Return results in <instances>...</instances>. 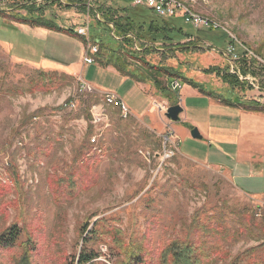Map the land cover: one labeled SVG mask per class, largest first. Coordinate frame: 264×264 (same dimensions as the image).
<instances>
[{
  "label": "rangeland",
  "instance_id": "374dc122",
  "mask_svg": "<svg viewBox=\"0 0 264 264\" xmlns=\"http://www.w3.org/2000/svg\"><path fill=\"white\" fill-rule=\"evenodd\" d=\"M54 1L0 3V233L16 222L23 228L24 220L25 231L36 229L42 257L50 249V262L43 264L64 260L73 264L84 237L80 227L89 222V231L94 221L103 218L111 220L126 242L144 234L153 238L154 248L174 239L198 242L196 254L203 264L244 263L246 254L264 239L262 231H250L246 223L252 218L264 228V165L246 176L241 186L225 170L203 164L209 145L188 137L186 124L169 122L161 110L178 105L180 90L170 87L176 80L162 79L163 92L129 78L123 82L124 76L105 67L104 48L117 51L114 59L124 60L126 70L144 73L129 55L151 66L172 68L181 78L200 85L203 93L213 92L224 109L237 103L264 114V0H181L218 30L194 29L174 18L177 29L193 37L190 43L159 42L155 52L142 55L143 45L136 43L140 54L134 55L131 46L114 41L112 30L90 14L88 38L99 52L95 64L85 66L81 59L87 41L74 36V31L85 23L86 13ZM93 1L96 8H109L126 6L131 0ZM150 14L146 10L144 18L154 19ZM32 18L73 36L49 31L60 41L51 36L47 41L45 34L23 22ZM64 58L72 61L63 62ZM62 62L66 67L54 65ZM216 68L228 77L210 73ZM230 76L237 86L228 84ZM178 80L185 98V85ZM81 81L118 96L133 116L123 118L117 108L105 105L98 92L82 93ZM186 100L187 122L203 132L208 114L207 107L202 112L200 106L205 102ZM70 103L73 108H64ZM100 115V122L94 123ZM218 117L220 123L232 124ZM170 134L177 152L164 159L162 153L169 146L165 137ZM212 160L217 161L211 156ZM219 225L228 238H222L221 254L207 258ZM109 245L106 240L92 247L98 257L99 247H106V259L116 264Z\"/></svg>",
  "mask_w": 264,
  "mask_h": 264
},
{
  "label": "trees",
  "instance_id": "16d2710c",
  "mask_svg": "<svg viewBox=\"0 0 264 264\" xmlns=\"http://www.w3.org/2000/svg\"><path fill=\"white\" fill-rule=\"evenodd\" d=\"M54 2L59 4L61 1L55 0ZM131 2L132 0L125 2V4H128L123 7L111 6L109 8H96L97 6H95L94 11L100 14L103 18L102 25H112L113 30L110 29L113 31L116 40L127 46H131L134 55L140 54L134 49L135 43L143 45L142 48H140L143 50L141 55L148 53L149 51L155 52L157 49L154 46L159 42L167 46L172 45L174 40H177V42L184 40L190 43V40L193 37L184 33L182 29H177L172 22L173 19L166 20L157 17L150 20L146 19L144 18L146 10L137 7L131 8ZM64 3L65 7L75 8L80 12H85L81 0H65ZM92 15L94 14L92 13ZM23 22H28L33 28H43L48 31H54L57 33L63 32L73 36L69 31H61L56 26L39 21L37 18H32L29 21ZM111 37L115 41L112 35ZM104 51L107 53V65L105 67L112 66L122 76L132 79L138 84L149 85L158 92H163L165 90L162 83L164 80L170 81L180 79L184 85H189L193 88L198 87V84L193 80L181 78L172 68H166L162 65L151 66L143 61V59H138L137 57H132L130 55L128 56L129 59L136 60L143 66L144 73L138 70H126L124 67V60L120 58L114 59V56L117 55V51H114L111 46L104 48ZM118 62H121L122 66L115 65L116 63L118 64ZM208 70H203L202 73L207 74L210 72ZM212 72L224 79L228 77V73L226 75H222V73L220 74L222 70L218 68L212 70L210 73ZM229 78L231 79L228 80ZM229 78L227 79L228 82H230L228 84H231V86H237V80L232 76ZM229 106L233 107V105ZM89 151L90 149H88V152ZM21 223L23 224V228L26 229L24 220H22ZM34 223L36 222L29 225V228ZM246 223H249L250 225L248 230H259L264 233V228L255 224L252 218L246 220ZM23 228L18 227L16 222V224H13L0 233V264H43L44 260L50 262V249L48 250L46 257H42V253L37 250L39 246V236L36 235V229L30 231L31 233H28ZM88 228L89 222H86L79 229L81 236L83 235L84 237H81V249L77 257L73 259V264H102V262L96 261L98 255L92 246H99L106 240L110 243L111 254L117 258L116 264H203L196 254L197 251L195 246L199 247L196 245L199 244L198 242L189 243L184 240L174 239L168 240L164 245L154 248L153 238L147 234H144L141 238L131 239L126 242L121 239L119 229H116L111 225V220L103 218L94 221L91 224L89 231H87ZM221 229L223 228L219 225L217 227L218 235H214V238L211 239L213 249L211 252H207V258L212 256L217 257L218 254L222 253L223 240L227 239L228 236L227 234L220 232ZM25 232L27 237L23 239ZM262 242L263 243L259 247L246 254V261L241 264H246L248 262V264H264V239ZM5 256L6 258L3 260V257ZM146 256L147 258H145ZM59 264L70 263L68 260H64V263Z\"/></svg>",
  "mask_w": 264,
  "mask_h": 264
},
{
  "label": "crops",
  "instance_id": "0c3cea01",
  "mask_svg": "<svg viewBox=\"0 0 264 264\" xmlns=\"http://www.w3.org/2000/svg\"><path fill=\"white\" fill-rule=\"evenodd\" d=\"M33 31L45 34L47 36V41L50 36L51 39L60 41L58 37L56 39L55 35L49 31L39 28H34ZM62 61H72V58H64V60ZM63 62L62 64L55 63L54 65H62L63 67H66V64H64ZM107 69L120 76V73H118L114 68L107 67ZM121 78L123 82L129 80L126 77ZM184 90L187 93V96H185V98L181 97L180 95L181 89L177 93L180 99L178 101V105L182 108V113L179 115V122L182 124H186L188 137H190V130L193 129V125L197 126V124L191 122L193 123V125L191 124L190 127V122H187L184 116V113L186 111L184 103L187 102L186 97L189 100H198L200 103L204 101V106H200V110L202 109V112L204 108L207 107V125L203 132L201 129V132H198L201 136V140L209 145L208 153L203 157L202 163H207V165L225 170L226 172L230 173L232 180L236 179L239 185L243 186L246 176L252 175L255 171H259L261 168L263 169L264 114H262L260 111L244 110V108H242L237 103L232 104L233 107L229 108V110H227V108L224 109V107L221 106L223 104L220 103L219 98L217 96L213 98V92L203 93L200 85H198L197 88H192L185 85ZM98 92L109 93L104 91ZM206 97L211 98V100L207 99L206 101ZM212 102H215L222 108L213 105ZM130 113L131 116H133L131 110ZM218 115L223 116V119H229L228 121H230L232 124L220 123L218 120ZM182 116H184L183 119ZM211 156L213 157V159H217V161L213 162L212 160V162H210ZM187 159L191 160L189 158ZM254 166L255 168H253ZM244 189L241 188L240 190L248 191Z\"/></svg>",
  "mask_w": 264,
  "mask_h": 264
},
{
  "label": "built area",
  "instance_id": "2783aa9c",
  "mask_svg": "<svg viewBox=\"0 0 264 264\" xmlns=\"http://www.w3.org/2000/svg\"><path fill=\"white\" fill-rule=\"evenodd\" d=\"M3 0H0V3ZM61 5L65 4L63 0H60ZM41 2V1H38ZM82 7L85 9L86 15L84 16L86 21L84 24L78 26L74 33L76 36L86 39V50L85 53H83L81 62L82 65H92L95 64V57L97 56L99 49L97 44L90 43V40L88 38L89 34V24H90V14H94L95 21H98V23H102V17L100 14L96 13L94 11L95 4L93 0H81ZM76 7V6H74ZM131 8H140L149 11L152 15L159 19H174V18H180L185 25L191 26L194 29H200V28H210L213 27L214 29L218 30L216 25L207 19L194 14L188 7H186L185 3L181 0H132L130 4ZM101 17V19H100ZM109 28H112V25L108 26ZM114 39L116 37L112 34ZM232 39H234L232 37ZM235 40V39H234ZM134 49L137 51L136 43L134 44ZM234 50H230V52H233ZM246 79V78H244ZM181 83L179 81H172L170 83V87L172 90H180ZM80 91L82 93H85L87 95H93L96 94L95 88H93L91 85L81 81L80 84ZM99 93V92H98ZM99 95L102 97L103 101L105 102L106 106H113L117 108L123 118H127L131 115L130 110L128 107L114 94L112 93H99ZM74 104H64V108L69 109L73 108ZM162 111L166 112V108H161ZM100 117H103L102 115L95 117L94 123L100 122ZM166 144L169 145L168 148H164L163 151V157L164 159H171L175 153L177 152V146L175 143H173V136L172 134L165 137ZM99 257L96 259V261H101L109 264L108 260L106 259L108 257L107 255V249L106 247L100 246L98 249Z\"/></svg>",
  "mask_w": 264,
  "mask_h": 264
},
{
  "label": "water",
  "instance_id": "95a60500",
  "mask_svg": "<svg viewBox=\"0 0 264 264\" xmlns=\"http://www.w3.org/2000/svg\"><path fill=\"white\" fill-rule=\"evenodd\" d=\"M182 113V108L179 105H175L173 107H170L166 110L165 118L169 122H178L179 121V115ZM190 137L194 140H201V136L199 135L198 131L193 128L190 131Z\"/></svg>",
  "mask_w": 264,
  "mask_h": 264
}]
</instances>
